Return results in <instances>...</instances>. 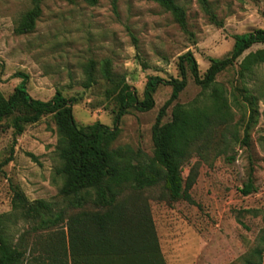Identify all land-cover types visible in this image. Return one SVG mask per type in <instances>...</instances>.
Masks as SVG:
<instances>
[{
    "label": "rangeland",
    "instance_id": "obj_1",
    "mask_svg": "<svg viewBox=\"0 0 264 264\" xmlns=\"http://www.w3.org/2000/svg\"><path fill=\"white\" fill-rule=\"evenodd\" d=\"M176 2L186 12V29L149 0H98L94 7L84 0H0L1 94L8 99L22 83L19 75H25L33 99L49 102L60 92L75 101L78 127L100 124L113 130L118 112L113 91L118 86L127 84L143 101L151 77L179 78L178 63L185 54H193L203 77L212 61L231 55L235 36L264 30V0H209V13L199 0ZM36 8L41 14L34 29L18 34L23 19ZM260 49L264 46H254L243 58ZM243 58L217 78L228 91L226 125L199 141L184 165L191 201L172 202L162 183L119 198L149 213L166 264H245L254 250L264 247V65L242 85L238 66ZM107 64L110 78L104 72ZM90 65L93 84L85 88ZM171 94L170 87L162 86L153 110L129 108L114 148L153 158V128ZM201 94L189 77L178 103L191 105ZM173 108L162 123L171 120ZM14 139L11 121L5 120L0 125V216L12 213L18 191L29 203L45 201L55 211L65 210L70 197L57 174L61 162L52 116L27 126L15 146ZM250 180L256 191L246 197L241 191ZM93 211L92 205L67 209L69 216ZM7 226L13 244L25 239L31 245L28 224Z\"/></svg>",
    "mask_w": 264,
    "mask_h": 264
},
{
    "label": "trees",
    "instance_id": "obj_2",
    "mask_svg": "<svg viewBox=\"0 0 264 264\" xmlns=\"http://www.w3.org/2000/svg\"><path fill=\"white\" fill-rule=\"evenodd\" d=\"M149 1L161 6L186 29V12L176 0ZM84 2L90 7L98 4V0ZM199 3L209 13V0H199ZM40 14V9L36 8L26 15L17 33L31 32ZM256 45L264 46V30L235 36L231 55L212 61L203 77L195 57L187 53L179 59V78L167 81L151 77L143 101L127 84L118 86L113 91L118 103L113 130L100 124L78 127L73 115V99L57 92L49 102L35 100L27 89L28 77L19 75L22 83L8 99L0 92V125L5 120L11 121L15 146L17 137L23 135L27 126L52 116L61 162L57 174L64 180L63 193L70 199L65 210L55 211L45 201L29 203L18 191L12 213L0 216V264H166L149 213L119 198L127 191L141 192L162 183L172 202L191 201V184L183 178L184 165L191 159L194 146L216 127L226 125L230 117L228 91L217 78L234 68ZM263 65L264 49L246 55L238 66L242 85ZM93 70L90 65L85 88L93 84ZM104 72L107 78L111 77L109 64ZM189 77L202 94L195 103L180 105L178 100L188 88ZM162 86L170 87L172 94L153 128V158L144 160L129 148H114L119 136L118 125L128 109L132 107L141 113L153 110L154 96ZM253 100L250 97L252 107ZM173 105L171 120L162 123ZM11 161L10 158L4 164ZM255 191L250 180L241 192L247 197ZM88 205H92L93 212L74 216L67 213V209L84 210ZM19 221L29 226L27 233L33 239L29 246L25 245V239L13 244L7 235V224L16 225ZM262 243L264 245V239ZM263 256L264 247L256 249L245 264H263Z\"/></svg>",
    "mask_w": 264,
    "mask_h": 264
}]
</instances>
